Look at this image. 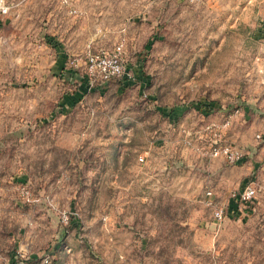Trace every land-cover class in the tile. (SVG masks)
I'll return each mask as SVG.
<instances>
[{
  "label": "rangeland",
  "instance_id": "374dc122",
  "mask_svg": "<svg viewBox=\"0 0 264 264\" xmlns=\"http://www.w3.org/2000/svg\"><path fill=\"white\" fill-rule=\"evenodd\" d=\"M0 5V264H264V0Z\"/></svg>",
  "mask_w": 264,
  "mask_h": 264
},
{
  "label": "built area",
  "instance_id": "2783aa9c",
  "mask_svg": "<svg viewBox=\"0 0 264 264\" xmlns=\"http://www.w3.org/2000/svg\"><path fill=\"white\" fill-rule=\"evenodd\" d=\"M72 10L77 11L73 8ZM6 12L7 8L5 5H0V13ZM101 30V29H100ZM123 45L124 38L117 42L111 50L100 49L95 51L93 47L89 46L85 53V60L87 62V70L91 77L94 80L109 81L112 79H120L125 75L126 66L123 58ZM215 154H222L229 161L238 160L242 154L231 148L230 146H225L220 149H215ZM257 188L255 183L249 182L243 185L238 191L233 193L232 199L235 202V212L241 213L245 210H252L255 208L254 200L257 196ZM209 196L207 202L210 205H214V217L217 221H221L225 218L226 207L224 205H218L215 203V200L212 198V190L207 191ZM231 200V199H230ZM63 219L68 221L67 215H63ZM22 257H25L22 255ZM45 263L49 262L48 256L45 257ZM17 264H26L25 260H20Z\"/></svg>",
  "mask_w": 264,
  "mask_h": 264
},
{
  "label": "trees",
  "instance_id": "16d2710c",
  "mask_svg": "<svg viewBox=\"0 0 264 264\" xmlns=\"http://www.w3.org/2000/svg\"><path fill=\"white\" fill-rule=\"evenodd\" d=\"M229 208H230V209L233 208V211H234V213H235V210H234V208H235V202H234L233 199H231V201H230Z\"/></svg>",
  "mask_w": 264,
  "mask_h": 264
}]
</instances>
